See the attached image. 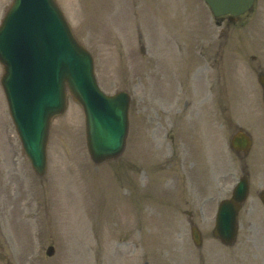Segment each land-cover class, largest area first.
<instances>
[{
  "label": "rangeland",
  "instance_id": "obj_1",
  "mask_svg": "<svg viewBox=\"0 0 264 264\" xmlns=\"http://www.w3.org/2000/svg\"><path fill=\"white\" fill-rule=\"evenodd\" d=\"M56 1L100 87L131 92L129 131L116 158L93 163L82 109L68 96L50 122L39 177L0 86V205L3 187L16 195L0 224V264H264V0L228 25L202 0ZM10 3L0 0V22ZM239 129L252 140L247 155L229 146ZM244 172L248 195L225 247L211 234L215 206Z\"/></svg>",
  "mask_w": 264,
  "mask_h": 264
},
{
  "label": "water",
  "instance_id": "obj_2",
  "mask_svg": "<svg viewBox=\"0 0 264 264\" xmlns=\"http://www.w3.org/2000/svg\"><path fill=\"white\" fill-rule=\"evenodd\" d=\"M205 1L214 15H238L253 4V0ZM0 62L10 114L24 151L38 173L45 168L49 120L65 108L66 90L83 107L92 159L101 161L122 150L128 96L123 91L106 95L98 88L91 55L73 37L53 0H13L0 25ZM250 144L242 131L231 138V146L237 150L247 152ZM247 188L243 176L232 197L218 207L213 232L223 241L234 238L237 209ZM260 198L264 203V191ZM193 238L197 241L195 232Z\"/></svg>",
  "mask_w": 264,
  "mask_h": 264
},
{
  "label": "flooded vegetation",
  "instance_id": "obj_3",
  "mask_svg": "<svg viewBox=\"0 0 264 264\" xmlns=\"http://www.w3.org/2000/svg\"><path fill=\"white\" fill-rule=\"evenodd\" d=\"M237 18H232V17H230V16H223V17H221L220 18V20H219V22H229V21H235ZM12 198H14V196L12 195L11 196ZM14 206V204H11V207H13Z\"/></svg>",
  "mask_w": 264,
  "mask_h": 264
}]
</instances>
